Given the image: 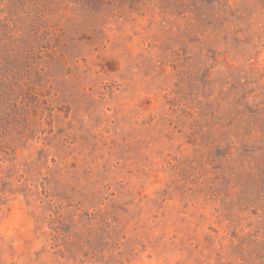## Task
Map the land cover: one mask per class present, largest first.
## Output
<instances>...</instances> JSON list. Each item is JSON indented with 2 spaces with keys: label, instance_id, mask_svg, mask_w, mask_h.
I'll list each match as a JSON object with an SVG mask.
<instances>
[{
  "label": "rangeland",
  "instance_id": "obj_1",
  "mask_svg": "<svg viewBox=\"0 0 264 264\" xmlns=\"http://www.w3.org/2000/svg\"><path fill=\"white\" fill-rule=\"evenodd\" d=\"M0 264H264V0H0Z\"/></svg>",
  "mask_w": 264,
  "mask_h": 264
}]
</instances>
